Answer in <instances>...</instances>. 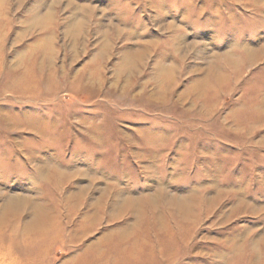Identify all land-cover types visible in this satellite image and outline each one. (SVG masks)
<instances>
[{"label":"rangeland","instance_id":"rangeland-1","mask_svg":"<svg viewBox=\"0 0 264 264\" xmlns=\"http://www.w3.org/2000/svg\"><path fill=\"white\" fill-rule=\"evenodd\" d=\"M0 264H264V0H0Z\"/></svg>","mask_w":264,"mask_h":264},{"label":"bare ground","instance_id":"bare-ground-1","mask_svg":"<svg viewBox=\"0 0 264 264\" xmlns=\"http://www.w3.org/2000/svg\"><path fill=\"white\" fill-rule=\"evenodd\" d=\"M247 55H246V57H247V62H249V63H253V62H255V56H253V54L252 53H250L248 50H247V53H246ZM233 64H234V66H236L238 63H239V61L238 60H233V62H232ZM239 66H240V64H239ZM218 86H219V88L221 87V85H219V84H217Z\"/></svg>","mask_w":264,"mask_h":264}]
</instances>
